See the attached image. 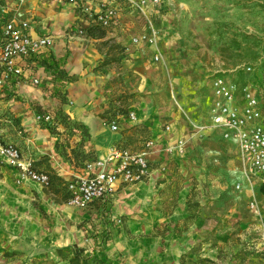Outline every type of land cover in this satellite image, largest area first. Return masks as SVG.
Listing matches in <instances>:
<instances>
[{
  "label": "crops",
  "instance_id": "1",
  "mask_svg": "<svg viewBox=\"0 0 264 264\" xmlns=\"http://www.w3.org/2000/svg\"><path fill=\"white\" fill-rule=\"evenodd\" d=\"M145 1L142 10L146 17L141 11L131 8L123 1L115 0L118 23L108 28V37L98 39L92 32L87 36L86 30L94 24L83 10L87 6L93 10L95 7L86 0H76V4L62 0H23L21 4L19 0H0V36L3 25L13 20L17 23H28L27 34L30 38H49L51 41L47 48L21 62L24 67L23 77L9 85L0 93V97L10 98L6 106L14 117L13 123H18L24 134L27 133L23 138L17 139L21 146L20 152L26 151L29 158H33L35 162L40 161L41 164L36 165L39 172H46L44 170L48 169V173L58 179L56 185L51 186L52 189L46 190L45 187L28 180L19 183L18 172L11 169L10 175L14 184L11 183V190L6 187L5 198L0 197V264H31L19 262L20 260L12 256H3L4 251H13L15 243L18 245V242L25 240L34 241L36 245L52 251L80 247L87 256H91V260L97 258L102 261H110L107 257L114 253L120 254L118 251L123 253L126 246L133 247L132 257L126 264H195L190 262L193 255L187 256L193 248L199 249L194 254L198 261L205 260L209 264H236L234 259L218 258V254L226 250L225 246L229 244L224 237L217 243V193L224 189H229L233 202L228 219L229 215L235 217V225L239 224V227L243 228L240 232L241 240L246 241L251 236L258 237L264 230V187L258 176H252L250 179L244 177L234 140L223 139L221 131L211 127L212 129L200 133L203 136L200 141L209 151V157L201 163L194 159L188 146L182 156L168 154L170 149L167 148L170 145H175L176 148L178 141L190 138V121L199 124L206 121L213 97L210 84L205 85L200 70L195 66L171 65L172 75L168 77L162 67L152 64V58L157 53L167 60L180 58L182 51L176 47L175 36L170 37L168 32H165L158 38L156 45L132 44L133 38L142 33H149L148 24L138 22L140 19L151 22L154 16L152 12L157 7L151 0ZM153 28L159 29L156 23ZM79 30L84 32L83 36L78 35ZM110 39H114L124 49L122 71L136 81L131 84L132 89L143 93V97L132 108L134 120H130L128 127L143 124L150 129L149 139L153 145L146 155L150 172L145 181L135 185L117 186L113 197L95 201L88 207L79 209L66 202L65 186L72 177L83 175L85 172L83 170V174H80L79 169L73 165L76 160L69 159V149H64V146L56 147L55 143L59 138H53L54 136L35 122L36 115L32 114L30 104L42 105L45 95L36 91L32 81L36 79L40 85L41 81L52 79V72L43 64L46 60L59 63L60 68L69 77V80L57 81V85H61L66 91L71 103L64 111L72 121L84 126L89 135L80 152H92L96 159L106 158L111 149L123 146L121 128L111 131L109 126L103 123L101 116L106 100V85H111L107 83L115 75V71L107 69L105 74L93 72L100 59L95 44ZM244 88H249L255 93L251 85H245L242 89ZM242 89L239 92L235 90L234 93L238 106L242 105ZM2 103L3 100H0V104ZM162 116L169 128L167 132L161 125ZM11 128L8 130L15 131L14 126ZM5 132L4 130V134ZM3 141L6 143L4 136ZM222 155L232 158L226 164V174L232 176L229 182L224 181L220 175L217 176V156ZM171 162L175 163L181 174L198 173L200 195L193 202H197L199 207L197 217L192 223H185L184 213L187 201L191 198L190 189L185 184V188L177 195L176 207L171 217L164 216L161 211L171 197L159 193L163 186L173 180H167L163 172L164 168L166 172L170 169ZM208 168L209 173H206ZM244 201L246 202L242 203ZM252 202L256 203L261 215L260 221L255 217L258 215H254L251 210L245 211V204ZM89 211L110 212L112 217H123V229L108 224L107 239L101 237L99 224L90 220V215L86 214ZM148 219L153 223H147ZM160 224L165 227V239L147 238L146 235L157 229ZM127 233L133 237L139 235L135 243L128 242L134 238L126 237ZM236 250L231 247L229 255ZM254 252L258 257L257 261L263 264L258 246L254 245ZM129 253L130 251L128 255ZM183 258L184 262L181 263ZM117 264H121L120 261Z\"/></svg>",
  "mask_w": 264,
  "mask_h": 264
},
{
  "label": "rangeland",
  "instance_id": "2",
  "mask_svg": "<svg viewBox=\"0 0 264 264\" xmlns=\"http://www.w3.org/2000/svg\"><path fill=\"white\" fill-rule=\"evenodd\" d=\"M154 10L155 11L152 12L154 16H152L151 22L145 19L139 20L140 22L138 23L140 24H144L145 22L148 24L149 33H142L138 37L148 36L151 32H155L158 42V38L165 34V32H168V36H175V40H177L176 47L182 52L179 54L180 58H171L168 60L165 59L163 55L161 56L157 53L155 55H158L159 59L155 61L154 55L152 58L153 65L162 67L168 77L172 75L170 71L171 65H193L200 70V75L203 77L205 85H209L214 76H219L232 83L237 92L245 85H251L254 88L256 98L261 103L264 114V0H158L157 7ZM142 14L146 17L144 12H142ZM154 23L158 25L159 29L155 30L153 28ZM107 30L108 29L96 31L95 37H101L102 34L103 38L108 37L109 33H107ZM140 45L145 46L148 44ZM95 47L100 54V59L93 68V72L105 74L107 69H114L115 71V75L107 83L111 85H106V100L103 104L104 107L101 115L103 117V123L109 126L111 124L110 122H114L117 125V129L121 128L122 148L132 153H147L148 149L146 148V144L151 142L149 139L151 134L150 129L143 124H135L132 127H128L131 120L130 115H132V108L140 101L141 97H143V93H139L132 89L131 84L136 83V81H134L131 75L122 71L121 63L125 58L124 49L117 44L114 39L96 43ZM58 83L59 82L55 81L52 76V79L49 81L43 80L40 85L35 86L36 91H39L43 96L45 95L44 97L42 96L45 101L42 105L31 103L30 110L32 114L36 116L39 114L49 115L52 121L54 117L59 118V114H62L71 120L69 114L64 111V108L66 106H71V103L68 101L66 91L63 90L61 85H57ZM0 100L4 102L0 104V125L6 131L4 134L5 142L13 144V146L20 151L21 146L17 139L23 138L27 133L24 134L23 129L20 128L18 123H13L14 117L9 112V107L6 106L10 98L0 97ZM205 120L206 121L200 124L190 121V138L184 139V141H178L176 143V145H178L176 148L174 147L175 145H170L167 148L170 149L168 154H181L179 156H182L185 148L188 146L187 148H190L191 155L194 156V159H196L198 163H201L203 159L209 157V151H207L205 144L200 141L203 138L200 133L211 128L209 115H207ZM165 122V118L162 116L161 125L163 126V130L167 132L169 128L165 125ZM12 126H14L15 131L8 130ZM39 127L45 128V126L40 123ZM57 129L62 128L58 126ZM57 129L55 135L58 136L53 137L55 139L59 138L56 142L58 144L57 148L64 146V149H69L68 147H74V138L70 139L67 136L68 132L65 134V132L57 131ZM49 134L51 135V133ZM192 146L193 149L191 150ZM25 152H21L22 157L27 161H31L33 167L37 170L36 165H40V161L35 162L33 158H29ZM68 156H70V151L68 152ZM217 160H219V164H217V176L220 175L224 181L229 182L232 180V176L226 174V164L229 160L231 161L232 158H225L222 155L220 157L217 156ZM169 166L170 169L166 172V168H164L163 172L167 180L170 178H173V180L168 185L163 186L159 193L162 195L168 194L171 197L165 202V207L161 211L164 213V216L171 217L176 207L177 195L185 188V184L186 187L190 189L191 195V198L187 201V207L184 213L185 223H192L197 217L196 212H198L199 207L197 202H193L194 199L196 201L200 195L198 191V173L193 174L188 172L181 174L174 162H171ZM76 168L82 173V165ZM37 171L39 172V170ZM44 171L46 172L43 173L51 175L48 173V169ZM10 173L11 169L0 166V185H3L0 186L1 198H5L7 193L6 187L10 190L12 188L11 183H13L14 180ZM206 173H209V168L206 170ZM236 180H238V178ZM15 187L14 185V190L16 191ZM236 189H238V186ZM245 202L246 201L242 203ZM249 204H245V211L250 212ZM232 206L233 202L231 201L229 189H224L217 193V243L221 237H224L227 239L226 242H229V244L225 246L226 250H222V252L218 254V258L223 260L231 258L235 260L236 264H261L257 261L258 257L254 252V245L257 247L259 236H251L246 241L241 240L240 232L243 228L239 227V224L235 225L233 220L235 217L229 215L228 219V213ZM86 214L90 215V220H95V223L99 224L102 231L101 237L105 239H107L109 235V226L106 225L113 224V227L116 226L118 229H123V217L115 218L112 217L110 212L104 211L102 213H91V211H89ZM94 214H96V217L92 216ZM255 217L258 221L261 220L260 214ZM147 223L152 224L153 221L148 219ZM157 227V229H153L148 233L146 237L164 240L166 232L165 227L161 224ZM127 236L134 238L128 241L129 243H135L139 235L133 237V235L127 233L126 237ZM231 247H235L237 250L229 255V249ZM131 248L133 249V247L126 246L123 253L118 251L120 254L114 253L111 257H107L110 261H102V259L97 258L91 260V256L85 255L91 261L99 260L103 264L108 262V264H117L118 261H120L121 264H126L125 262L127 260L129 261L133 254ZM71 249L72 247H69V249H59L63 251L62 254H59L57 252L58 250L52 251L38 244L36 245L34 241L25 240L18 242V245L15 243V249L9 252L4 251L3 256L5 258L12 256L22 263L68 264V260L71 257ZM194 249L195 248L187 255H193V258H190V262L195 264L207 262L205 260L198 261L197 257H194V254H196L199 249ZM127 250L130 251L129 255ZM182 262H184V258L181 263ZM207 264L209 263L207 262Z\"/></svg>",
  "mask_w": 264,
  "mask_h": 264
},
{
  "label": "built area",
  "instance_id": "3",
  "mask_svg": "<svg viewBox=\"0 0 264 264\" xmlns=\"http://www.w3.org/2000/svg\"><path fill=\"white\" fill-rule=\"evenodd\" d=\"M62 1L76 4V0ZM86 1L95 7L93 10L87 6L83 10L94 25L108 29L118 23L115 0ZM121 1L141 12L146 4L145 0ZM22 2L23 0H19V4ZM151 3L156 5L158 0H151ZM28 30L27 22L17 23L10 20L3 25L0 40V93L23 77L24 67L21 62L35 56L51 44L49 38H30ZM78 35L83 36L84 32L79 30ZM132 43L156 45L157 35L151 32L148 36L133 38ZM158 59L159 56L155 55L154 60ZM32 84L36 86L39 81L34 79ZM210 86L213 97V103L208 111L210 127L220 130L223 139L235 141L244 177L250 179L252 176H258L264 187V114L258 99L249 88H244L241 91L242 105H236L234 85L219 76L212 78ZM130 119L134 120L133 115H130ZM49 121V116L35 117L38 124ZM109 128L116 131L117 125L111 123ZM3 136L4 130L0 125V166L17 171L19 183L28 180L43 188L47 187L48 177L37 172L32 162L25 160L15 146L4 143ZM152 145V142H148L146 148L149 150ZM146 155L147 153L137 154L127 149L113 148L106 158L88 163L84 169L85 174L72 177L65 186L69 195L68 204L84 209L95 201L113 197L117 186L135 185L145 181L150 172ZM94 169L98 171L95 172ZM249 209L254 215L259 214L255 203H250ZM258 240L257 246L264 264V230Z\"/></svg>",
  "mask_w": 264,
  "mask_h": 264
},
{
  "label": "trees",
  "instance_id": "4",
  "mask_svg": "<svg viewBox=\"0 0 264 264\" xmlns=\"http://www.w3.org/2000/svg\"><path fill=\"white\" fill-rule=\"evenodd\" d=\"M100 30H105L103 28H101L98 25H92L89 29L86 30L87 32V36H90L91 32L95 34L96 36V31H100ZM94 36V35H93ZM103 34L101 35V37H97L98 39H102ZM0 40H1V36H0ZM44 66L50 70L52 73L53 78L55 79V81H64L67 80L69 77L67 75V73L60 68L59 63L58 62H50V61H46L45 63H43ZM37 116H49V115H37ZM50 117V116H49ZM110 123H114V122H110ZM109 123V124H110ZM41 125L45 126L46 130L51 133L52 136L57 137L58 135H55L56 129L58 126H61L62 129H57V131H62V132H68L67 136L71 139L74 138L73 142H75V146L74 147H68L69 151H70V157L69 159H72L73 161H75V163H73V165L75 167H78L80 165H82V171L85 169V166L88 163H92L96 161V157L94 156V154L92 152H88L86 154H82L80 152V150L83 148L85 140H87L89 138L87 129L74 122L71 121L67 116L59 114V118L58 117H54L53 121L51 120L50 117V121L49 122H41ZM56 147L58 146L57 143H55ZM119 149H125V148H119ZM37 171V170H36ZM38 172V171H37ZM39 173H43V172H39ZM45 174V173H43ZM82 174V173H80ZM48 177V185L47 187H45L46 190H50L52 189V187H54L56 185V182L58 181V179L53 176V175H47ZM264 191V188L262 189ZM65 200L66 202H68V194H65ZM59 254H62L63 251L62 250H58L57 251ZM71 257L68 260V264H103L101 261L99 260H94L91 261L85 254L84 250L81 249L80 247H72L71 249ZM90 260V261H89Z\"/></svg>",
  "mask_w": 264,
  "mask_h": 264
}]
</instances>
